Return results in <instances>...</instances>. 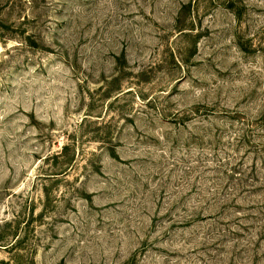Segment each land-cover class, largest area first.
Segmentation results:
<instances>
[{
  "label": "rangeland",
  "instance_id": "rangeland-1",
  "mask_svg": "<svg viewBox=\"0 0 264 264\" xmlns=\"http://www.w3.org/2000/svg\"><path fill=\"white\" fill-rule=\"evenodd\" d=\"M0 264H264V0H0Z\"/></svg>",
  "mask_w": 264,
  "mask_h": 264
}]
</instances>
